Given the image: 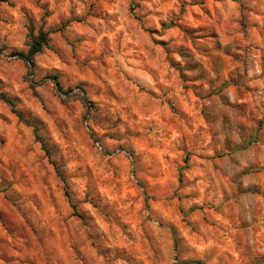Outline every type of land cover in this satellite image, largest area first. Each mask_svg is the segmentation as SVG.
I'll use <instances>...</instances> for the list:
<instances>
[{"label":"rangeland","instance_id":"rangeland-1","mask_svg":"<svg viewBox=\"0 0 264 264\" xmlns=\"http://www.w3.org/2000/svg\"><path fill=\"white\" fill-rule=\"evenodd\" d=\"M0 93V264H264V0H0Z\"/></svg>","mask_w":264,"mask_h":264},{"label":"trees","instance_id":"trees-1","mask_svg":"<svg viewBox=\"0 0 264 264\" xmlns=\"http://www.w3.org/2000/svg\"><path fill=\"white\" fill-rule=\"evenodd\" d=\"M50 33H51L50 31L46 32V31L40 30L39 33H38V36L33 38L32 42H31V44L29 46L28 51L25 54L24 53L16 54L17 58L23 60L28 66L32 67V63H33V59H34L35 55L41 53L44 49H48L49 48V36H50ZM53 81H54V84H55L56 88L59 90L60 89V85H59V82H58L57 78L54 77ZM0 100L11 107L12 113H14L21 122H23L24 124H26L28 126H32L34 128V133H35L36 140L40 143L41 148L45 152L47 157H49V152L47 151L43 141L40 139V137L36 133V127L34 125H32L30 122H28L27 120H25L22 117V115L18 111H16L14 109L12 102L8 98H6V96L3 93H0ZM82 101L86 105V101L84 99H82ZM52 165L55 168L57 176L60 178V180L64 184V187L67 188L66 181L62 177L61 173L58 171V167L55 164H53V163H52ZM65 196L67 197L68 201L71 203V199H70V196H69V193L67 192V190L65 191ZM72 209H75L74 205H72ZM196 264H201V263H196Z\"/></svg>","mask_w":264,"mask_h":264}]
</instances>
